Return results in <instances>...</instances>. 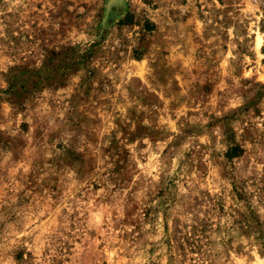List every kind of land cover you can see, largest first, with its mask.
Wrapping results in <instances>:
<instances>
[{
	"label": "rangeland",
	"instance_id": "374dc122",
	"mask_svg": "<svg viewBox=\"0 0 264 264\" xmlns=\"http://www.w3.org/2000/svg\"><path fill=\"white\" fill-rule=\"evenodd\" d=\"M0 264H264V0H0Z\"/></svg>",
	"mask_w": 264,
	"mask_h": 264
}]
</instances>
